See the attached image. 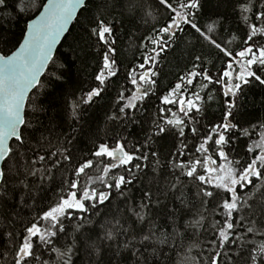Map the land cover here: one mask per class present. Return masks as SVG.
Wrapping results in <instances>:
<instances>
[{
    "label": "snow or ice",
    "instance_id": "6c2138e0",
    "mask_svg": "<svg viewBox=\"0 0 264 264\" xmlns=\"http://www.w3.org/2000/svg\"><path fill=\"white\" fill-rule=\"evenodd\" d=\"M92 2L47 0L40 5L42 12L35 19L26 21L25 32L20 38L22 42L18 40L8 46L0 40L3 45L0 47V208L13 200L15 191L21 192L23 206L35 208L51 182L59 180L58 191L47 209L34 216L30 225H25V235L13 255L14 264H50V259H44V255L47 253L50 257L53 252L56 259L51 264H72L78 244L77 233L80 240H89L82 229L93 223V216L110 209L113 199L120 200L131 216L143 224L152 209L160 206L161 196L177 190L180 194L174 199H180L184 207H189L184 196V188L189 185L196 189L195 195L204 210L213 198H218L217 214L222 219L213 225L215 240L209 242H215L218 250L208 257L209 264H224L222 257L233 245H238L235 256L243 259L245 264H264V240L256 243L246 238L248 235L264 237V192L260 193L259 220L253 218L257 213L255 193L241 194L250 186L256 187L254 180L264 187V131H261V139L252 145L245 141L244 151L238 154L236 142L250 137L252 132L237 120L238 112L234 111L238 109L237 98L243 95L244 88L253 84L264 86V0H248L240 8L246 31L237 51L227 46L237 39L234 34L227 43L214 38L221 24L219 19L207 26L200 23L202 0H158V11L166 14L167 19L146 36L143 47L147 54L143 56V62L128 71L127 80L132 87L118 91L117 103L121 106L109 119L120 123L139 122L137 111H142L141 106L155 95L158 58L183 37L186 29L218 50L224 58L223 67L212 74L204 67L202 57L196 55L192 69L159 97L147 143L130 151L126 138L111 146L101 142L89 158L77 161L66 146L53 152L41 151L30 144L29 129L34 125L26 118V101L33 89L44 87L41 77L50 64L52 68L47 75L57 81L63 79V66L57 65L54 59L56 45L73 21L79 20L78 13L87 12ZM11 3L12 0H0V12L7 10ZM20 3L21 0H16L14 10ZM134 8L133 3L128 8L130 14ZM19 11L23 13L25 9L19 7ZM115 24V18L97 15L87 26L88 35L95 37L100 46L102 65L95 76L98 85L79 100H73L71 114L74 120L80 118L82 106L92 104L94 98L101 96L108 81L118 76ZM194 83L199 84L198 89L193 88ZM210 85H219L223 96L230 98L221 122L213 123L211 127L202 121L205 105L213 100V96L201 95L211 90ZM126 92H131V96H126ZM37 110L33 108V111ZM260 127L264 129V121ZM165 135H173L179 141L176 153L165 165L159 154L152 152L155 164H149L146 149L154 138ZM165 167L168 173L162 172ZM140 185L143 186L140 189L142 195L135 205H131L132 191ZM74 218L75 224L72 223ZM205 219L201 213L200 218L189 221L188 226L200 229ZM108 223L111 227L101 225L104 235L98 239L117 241L119 247V237L123 234L127 237L123 249L135 246L137 234L130 225L126 228L118 218H114V223ZM69 226L71 230L66 231ZM174 232L177 236L183 235L176 229ZM8 235L11 237L12 233ZM154 236L150 227L138 243L146 249L167 242L166 235L159 240ZM250 243L254 244V249H248L245 258L242 252ZM91 247L96 248L99 255V248L95 244ZM135 251L141 253L140 248ZM157 251L153 248L152 255ZM185 259L195 261L194 257Z\"/></svg>",
    "mask_w": 264,
    "mask_h": 264
},
{
    "label": "trees",
    "instance_id": "16d2710c",
    "mask_svg": "<svg viewBox=\"0 0 264 264\" xmlns=\"http://www.w3.org/2000/svg\"><path fill=\"white\" fill-rule=\"evenodd\" d=\"M46 1L21 0L19 7L25 9L21 13L19 7L14 10L13 5L16 0H12L9 8L0 12V40L8 46L16 44L25 32L26 21L33 19L41 10L40 5ZM246 2L248 0H202L200 23L207 26L219 19L221 24L214 33V38H217L218 42L227 43L234 34L237 39L227 45L233 51L240 49L241 38L246 31L243 16L240 13V8ZM133 3L135 8L133 14H130L128 8ZM158 8V0H93L89 10L83 15H78L79 20L74 22L54 56L56 64L63 66V79L57 81L47 75L52 68L50 64L41 79L44 87L35 89L28 99L26 118L34 125L29 129L28 136L32 146L41 151L47 149L53 152L61 146H66L77 161L89 158L91 152L101 142L111 146L122 138H126V146L132 151L134 147L139 148L141 144L147 143L146 137L151 132V121L157 115L159 97L172 88L181 75L192 69L196 55L202 57L204 67L212 74L223 67L224 58L218 50L203 40L197 39L192 30L186 29L183 37L158 58L155 95L141 106L142 111H137L139 122L132 124L111 121L109 117L121 106L117 103L118 91L124 87H132L127 80L128 71L143 62V56L147 54V50L143 47L146 36L167 19V15L158 11ZM97 15L101 18H115V30L118 33L117 61L120 71L117 77L108 81L100 97L94 98L92 104L82 106L80 118L74 120L71 114L73 100H79L83 94L98 85L95 76L102 65L98 51L100 46L96 43L95 37L88 35L87 28L94 22ZM193 88L198 89L199 84L194 83ZM209 88L210 91L201 93L202 96H213V100L205 105L202 122L211 127L213 123L221 122L230 98L223 96L219 85H210ZM131 94V92L125 93L126 96ZM237 103L238 109L234 110L238 112L237 120L243 122L252 132L250 137H244L236 142V152L239 154L244 151L245 141L249 146L252 145L253 142L261 139V131H264L260 127L261 122L264 121V86L253 84L244 88L243 95L237 98ZM33 108L38 110L33 111ZM173 110L176 109L173 108ZM178 144L179 141L173 135L154 138L150 147L146 149L149 153V164H155L151 153L156 152L159 154L161 163L166 165L176 153ZM28 155L31 156L32 153L28 152ZM184 159L187 160L188 157L185 156ZM168 171L167 167L162 170L163 173ZM254 183L255 188L250 186L241 194L255 193L257 213L253 218L259 220L261 219L260 193L264 192V187L255 180ZM58 184V179L51 182L35 208L26 207L20 203V191H15L13 200L8 202L6 207L0 208V264H14L13 255L25 235V225H30L34 216L42 214V211L47 209L58 191ZM142 187L140 185L133 189L132 200L129 202L131 205L139 201ZM195 192L196 189L191 185L184 188V196L189 201V207H184L180 199H174V196H179V190L176 193L161 196L160 206L152 209L151 215L143 224L131 216L120 200L113 199L110 209L101 212L98 216H93V223L82 229V232L90 237L89 240H80V234L77 233L78 244L72 264H209L208 257L214 250H218L215 242L209 243L215 240L213 225L222 217L217 214L218 198H213L207 210H204ZM173 209L176 211L173 212ZM201 213L206 218L203 227L200 229L189 227V221L199 219ZM114 218L120 219L126 228L130 225L135 230L137 235L134 247L123 249V242L127 238L123 234L119 237V247L117 241L98 239L104 235V228L101 225L106 224L111 227L108 222L114 223ZM72 223H76L75 218ZM150 227L155 233L154 239H164L166 235L167 242L163 245L156 243L146 249L144 245L138 243L141 235L147 234ZM174 229L183 235L177 236ZM70 230L71 226L66 229V231ZM9 232L12 233L11 237L8 235ZM246 238L256 243L264 240V237L260 236L248 235ZM70 240L71 237H69V243ZM173 243H175L174 247ZM93 244L99 248V255L96 248L91 247ZM136 248H140L142 255L136 253ZM153 248L158 250L156 255H152ZM237 249L238 245L226 249L222 257L224 264H237V262L245 264L243 259L235 256ZM248 249H254V244L250 243L243 249L242 255L245 258L248 255ZM186 257H194L195 261L186 260ZM44 259H50L51 264V261H55L56 254L53 252L49 257L45 253Z\"/></svg>",
    "mask_w": 264,
    "mask_h": 264
},
{
    "label": "water",
    "instance_id": "95a60500",
    "mask_svg": "<svg viewBox=\"0 0 264 264\" xmlns=\"http://www.w3.org/2000/svg\"><path fill=\"white\" fill-rule=\"evenodd\" d=\"M45 3H47V1H46ZM42 10H43V9L41 8V10L39 11V13L42 12ZM39 13H38L33 19H35V18L39 15ZM78 15H79V13H78ZM74 22H75V21H73V23L69 26V31H70L72 25L74 24ZM69 31L65 32V34L61 37L60 41L57 43V45H56V49H55V51H54V56H55V54H56L58 48H59L60 45L62 44L63 40H64L65 37L68 35ZM46 70H47V69H46ZM42 77H43V75H42ZM42 77H41V79H42ZM34 90H35V89H33L32 92H33ZM32 92L29 93V97H30V95L32 94ZM27 102H28V100L26 101V105H27ZM10 143H11V142H10Z\"/></svg>",
    "mask_w": 264,
    "mask_h": 264
}]
</instances>
